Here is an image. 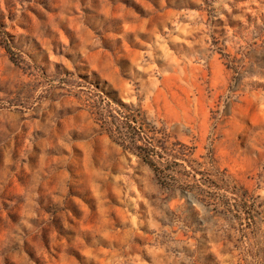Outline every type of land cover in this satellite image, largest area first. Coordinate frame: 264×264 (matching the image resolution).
Returning a JSON list of instances; mask_svg holds the SVG:
<instances>
[{
	"label": "rangeland",
	"instance_id": "obj_1",
	"mask_svg": "<svg viewBox=\"0 0 264 264\" xmlns=\"http://www.w3.org/2000/svg\"><path fill=\"white\" fill-rule=\"evenodd\" d=\"M0 264H264V0H0Z\"/></svg>",
	"mask_w": 264,
	"mask_h": 264
},
{
	"label": "trees",
	"instance_id": "obj_2",
	"mask_svg": "<svg viewBox=\"0 0 264 264\" xmlns=\"http://www.w3.org/2000/svg\"><path fill=\"white\" fill-rule=\"evenodd\" d=\"M140 156L142 157V159L149 165V166H151L157 173H158V171H157V169H156V167H155V164L153 163V161H152V159H151V157H150V154L148 153V152H145V153H140ZM174 160H176L177 159V157L175 156V155H173V157H172ZM169 177H171V175H168ZM162 178V177H161ZM171 178H174L173 176L171 177ZM167 181H165L164 183H166ZM167 188H168V186H170V183H167L166 185H165Z\"/></svg>",
	"mask_w": 264,
	"mask_h": 264
}]
</instances>
